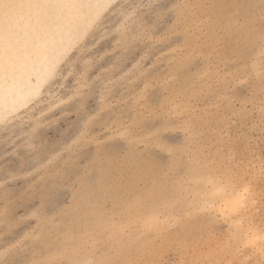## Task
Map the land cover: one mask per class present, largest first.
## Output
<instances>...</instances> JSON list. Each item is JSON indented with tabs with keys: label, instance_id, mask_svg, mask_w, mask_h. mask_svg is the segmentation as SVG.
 <instances>
[{
	"label": "rangeland",
	"instance_id": "374dc122",
	"mask_svg": "<svg viewBox=\"0 0 264 264\" xmlns=\"http://www.w3.org/2000/svg\"><path fill=\"white\" fill-rule=\"evenodd\" d=\"M121 6L0 128V264H264L242 242L264 233V0ZM225 184L250 191L241 221L197 211ZM171 201L192 215L164 235L116 232Z\"/></svg>",
	"mask_w": 264,
	"mask_h": 264
},
{
	"label": "bare ground",
	"instance_id": "6f19581e",
	"mask_svg": "<svg viewBox=\"0 0 264 264\" xmlns=\"http://www.w3.org/2000/svg\"><path fill=\"white\" fill-rule=\"evenodd\" d=\"M127 1L0 0V128L12 125L24 113L29 112L33 105L42 104L44 96L49 93L51 85L59 78L63 68L73 62L71 58L76 50L81 49L82 45L84 46L88 40L92 39L101 28L102 22L121 10L122 3ZM71 67H73L72 64ZM253 67L256 71L259 70V59L254 62ZM128 134L126 129H122L113 133L112 137L124 138ZM127 140L139 141L135 137L127 138ZM194 158L197 159V156ZM197 169L202 170L201 162ZM207 178L209 177L206 176ZM206 181L208 185L213 184L212 180ZM206 181H204L205 184ZM213 181L217 184L216 180ZM249 192L248 188L235 190L225 184L215 187L210 192L203 190L199 192L200 201L198 198L199 203L196 202L198 210L190 203L192 199L190 202H185L183 198V201L188 207H194L193 213L199 210H210L223 218L230 219L231 222L234 219L241 221L234 217L248 203ZM171 203L172 201L168 204ZM174 209L175 205L171 204L165 214L160 209L154 210V208L148 213L143 209L137 211L133 217L125 214L129 218L115 225L116 232L125 234L124 232L127 231L125 229L129 228L130 233L134 232V241L144 244L145 240L152 236L164 235L170 222L176 224L182 218L186 220L192 215L190 214L192 212L185 211L182 217L177 216ZM132 214L133 210L130 215ZM131 225L132 230L135 229V231L131 230ZM249 229L255 230L247 234L242 242L245 246H253L264 257V233L259 232L255 227H249ZM107 239L109 240V237Z\"/></svg>",
	"mask_w": 264,
	"mask_h": 264
}]
</instances>
